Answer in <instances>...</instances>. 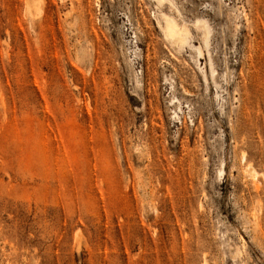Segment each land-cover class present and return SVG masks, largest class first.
<instances>
[{"label":"rangeland","instance_id":"obj_1","mask_svg":"<svg viewBox=\"0 0 264 264\" xmlns=\"http://www.w3.org/2000/svg\"><path fill=\"white\" fill-rule=\"evenodd\" d=\"M0 264H264V0H0Z\"/></svg>","mask_w":264,"mask_h":264},{"label":"bare ground","instance_id":"obj_2","mask_svg":"<svg viewBox=\"0 0 264 264\" xmlns=\"http://www.w3.org/2000/svg\"><path fill=\"white\" fill-rule=\"evenodd\" d=\"M161 1L162 0H156V2H157L158 5L161 4ZM25 5H26L27 8H30V5L28 4V2H25ZM159 17L161 18V20L163 21V23L160 22V19L159 18H157V22L156 23H157L158 27L162 30V32L164 33V36L167 39H169L170 41H172V43L178 44L180 46H183L184 44L187 43V41H188V31H187V29L184 26L179 27L176 24L175 21H173L172 19H170L169 17H167L165 14L160 13ZM197 25H200V24H197ZM202 27H201V29H203V30H202V34H201V40H202L203 44L205 46H207L208 45V37H209V33L210 32H209L207 26H205L206 28L204 26H202ZM196 28H198V27H196ZM201 29H199V30H201ZM195 51L197 52L198 55H201V49H200L199 46L195 47ZM86 54H87V52H86ZM86 54H83V56L86 55ZM83 58L85 59V56ZM209 66H210L211 75H213L214 70L212 68V65L209 64ZM253 173H254V171H253Z\"/></svg>","mask_w":264,"mask_h":264}]
</instances>
